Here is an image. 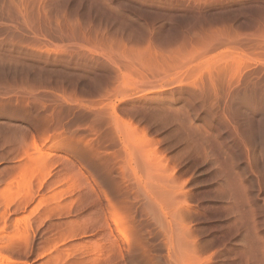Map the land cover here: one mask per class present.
Segmentation results:
<instances>
[{"label": "rangeland", "instance_id": "obj_1", "mask_svg": "<svg viewBox=\"0 0 264 264\" xmlns=\"http://www.w3.org/2000/svg\"><path fill=\"white\" fill-rule=\"evenodd\" d=\"M0 264H264V0H0Z\"/></svg>", "mask_w": 264, "mask_h": 264}, {"label": "bare ground", "instance_id": "obj_2", "mask_svg": "<svg viewBox=\"0 0 264 264\" xmlns=\"http://www.w3.org/2000/svg\"><path fill=\"white\" fill-rule=\"evenodd\" d=\"M159 201H160V200H159ZM163 204H164V203H163ZM176 215H177V212H176ZM114 223L116 224V226L119 225V224H118L119 221H118L117 219L114 220ZM118 232L123 236L124 233H122V232L120 231V229L118 230ZM175 232H176V230H175ZM174 240H175V239H174ZM170 244H171V243H170ZM173 244H175V243H173ZM117 247H118V246H117Z\"/></svg>", "mask_w": 264, "mask_h": 264}]
</instances>
